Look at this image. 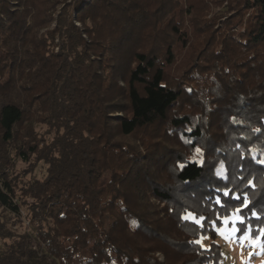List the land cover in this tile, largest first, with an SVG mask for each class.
<instances>
[{"label": "trees", "instance_id": "trees-1", "mask_svg": "<svg viewBox=\"0 0 264 264\" xmlns=\"http://www.w3.org/2000/svg\"><path fill=\"white\" fill-rule=\"evenodd\" d=\"M0 207V264H221L232 213L264 241V0H0Z\"/></svg>", "mask_w": 264, "mask_h": 264}, {"label": "rangeland", "instance_id": "rangeland-1", "mask_svg": "<svg viewBox=\"0 0 264 264\" xmlns=\"http://www.w3.org/2000/svg\"><path fill=\"white\" fill-rule=\"evenodd\" d=\"M78 24V23H77ZM187 51L184 49L175 51L174 64L171 67L176 66L172 70H175V73L181 71L186 64V54ZM182 57L184 61L181 62ZM174 72V71H172ZM154 126L150 127V134L154 133ZM27 164L20 159L15 160V171L19 172L22 169L26 168ZM45 175V164L39 163L35 170L32 173L26 174L24 179L30 178L32 176L42 178ZM20 217L21 224L18 226V230H24L27 228L28 218L26 217V206H20ZM0 213L3 210L0 207ZM8 224L16 221L15 215L12 213H6ZM240 217L237 213H232L228 218H226L219 228H217V237L216 241L222 246L221 251L223 252V257L220 259L221 264H264V241H261L259 238L251 237L247 232L237 236V229L235 222L239 220ZM206 239H199L201 244L204 247L208 246L209 238L205 236ZM173 264H178L179 259L172 258L170 259Z\"/></svg>", "mask_w": 264, "mask_h": 264}, {"label": "snow or ice", "instance_id": "snow-or-ice-1", "mask_svg": "<svg viewBox=\"0 0 264 264\" xmlns=\"http://www.w3.org/2000/svg\"><path fill=\"white\" fill-rule=\"evenodd\" d=\"M181 167H183V165H181ZM225 195H228V193L226 192ZM239 211V210H238ZM185 219H192L193 222L195 223H199L200 221L198 219H196L195 216H193L191 213H189L188 216L185 217ZM200 219H203L202 217ZM202 239H206V237H202ZM195 243H201V241H196ZM203 247V245H201Z\"/></svg>", "mask_w": 264, "mask_h": 264}]
</instances>
